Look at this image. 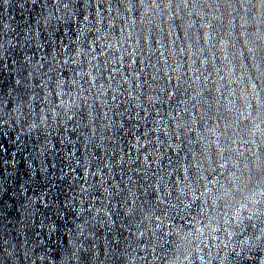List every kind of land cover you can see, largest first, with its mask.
<instances>
[{
    "label": "water",
    "instance_id": "95a60500",
    "mask_svg": "<svg viewBox=\"0 0 264 264\" xmlns=\"http://www.w3.org/2000/svg\"><path fill=\"white\" fill-rule=\"evenodd\" d=\"M0 264H264V0H0Z\"/></svg>",
    "mask_w": 264,
    "mask_h": 264
}]
</instances>
